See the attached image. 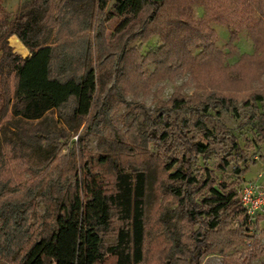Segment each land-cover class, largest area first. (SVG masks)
Masks as SVG:
<instances>
[{
    "label": "rangeland",
    "instance_id": "374dc122",
    "mask_svg": "<svg viewBox=\"0 0 264 264\" xmlns=\"http://www.w3.org/2000/svg\"><path fill=\"white\" fill-rule=\"evenodd\" d=\"M204 1L165 0L164 8L186 3L191 7L192 20L198 23L207 19ZM32 2L0 0V60L11 23L28 13ZM112 3L108 0L98 15L95 32L102 53L97 70V106L77 131L69 130L61 115L51 112L48 116L55 123L53 133L42 145L54 154V159L48 165L42 162L35 168L36 173L29 170L28 163L24 166L23 162L12 161V183L21 187L44 179L45 185L60 177L65 186L72 187L88 166L111 189L115 164L128 172L145 170V231L140 264H264V220L250 225L247 231L234 211H223L218 226L211 229L212 217L202 216L206 208L193 203L206 196L207 188H198L207 177L209 185L218 187L223 183L237 195L244 182L264 185V0L263 10L256 17L259 27L255 41L245 28L238 30L211 22L209 27L215 31L214 44L221 51L220 57L202 70L176 72L165 79L151 77L155 66L150 61L142 62L136 77L135 70L119 60L122 51L130 50L129 56H137L140 61L162 46L161 37L154 34L160 19L151 26H144L140 19L127 23L116 16ZM201 49L191 48L192 55H198ZM111 54L108 59L106 55ZM209 95L224 97L225 107L213 102L205 105L209 108L206 114L204 105L192 102L185 107L171 106L174 96L190 100ZM63 113L67 118L69 109ZM198 121L211 136L197 126ZM165 128L169 137L162 141L159 135ZM61 136L64 138L59 139ZM5 137L12 138L13 130L1 122L0 139ZM195 142L208 145L206 153L197 156L192 150ZM182 154L186 158L184 167L195 175L196 185L186 187L168 179L175 168L167 171L165 165ZM100 156L110 157V163L99 165ZM237 167L243 169L241 174L234 172ZM173 185L181 186L182 201L170 194L169 187ZM34 202L36 216L47 213L40 196ZM190 211H196L194 217ZM34 213L29 214L30 223L35 222ZM118 226L120 222L113 219L109 231L103 233V251L116 244ZM107 259V263L112 260Z\"/></svg>",
    "mask_w": 264,
    "mask_h": 264
},
{
    "label": "trees",
    "instance_id": "16d2710c",
    "mask_svg": "<svg viewBox=\"0 0 264 264\" xmlns=\"http://www.w3.org/2000/svg\"><path fill=\"white\" fill-rule=\"evenodd\" d=\"M261 1L205 0L207 19L196 23L186 3L166 9L165 0H113L111 6L116 16L127 23L140 19L144 26H151L158 19L161 22L154 34L161 37L162 46L140 61L137 56H129L130 50L122 51L119 60L135 70L136 77L144 60L155 66L152 78H170L176 72H192L194 68L202 70L221 55L209 23L238 30L245 28L255 41L259 27L256 17L263 10ZM107 4L108 0H33L29 12L15 18L10 25L8 36L16 35L27 47L29 56L14 55L8 42L2 46L0 123L13 130V137L0 139V264H140L143 261L145 170L128 172L115 162L111 189L88 166L72 187L65 186L60 177L50 179L45 185L42 179L20 187L12 183L9 175L12 161L23 162L24 166L28 163L29 170L36 173L35 168L42 162L48 165L54 159V154L42 145L53 133L55 123L48 116L51 112L61 115L69 130L77 131L97 106V70L102 64V53L95 32L98 15ZM199 46L201 51L193 56L191 48ZM111 56L106 55L108 59ZM189 102L204 105L207 114L209 108L205 105L214 102L225 107L226 100L211 95L190 100L174 96L171 106L185 107ZM67 108L66 118L63 111ZM196 123L206 130L207 137L211 136L203 123ZM168 137L165 128L159 138L167 141ZM207 146L195 142L192 150L201 156ZM237 146L236 142L234 147ZM109 158L100 156L97 162L106 165ZM185 160L182 154L165 165L167 171L175 168L168 179L186 187L196 185L195 175L184 167ZM242 170L237 167L234 172L241 174ZM209 181L207 177L198 188L199 191L207 188L206 196L193 203L206 208L202 216L212 217L211 229L218 226L220 214L230 210L239 216L240 225L248 231L250 225L235 190L223 183L218 187L209 185ZM169 188L173 197L183 198L180 185ZM37 196L46 207L43 216L34 213ZM31 212L34 223L29 222ZM190 212L194 217L196 211ZM113 219L120 222L116 244L103 251L102 235L109 231ZM107 258L111 262L107 263Z\"/></svg>",
    "mask_w": 264,
    "mask_h": 264
},
{
    "label": "built area",
    "instance_id": "2783aa9c",
    "mask_svg": "<svg viewBox=\"0 0 264 264\" xmlns=\"http://www.w3.org/2000/svg\"><path fill=\"white\" fill-rule=\"evenodd\" d=\"M241 207L245 211L247 224L257 225L264 220V185L257 182H244L238 190Z\"/></svg>",
    "mask_w": 264,
    "mask_h": 264
},
{
    "label": "water",
    "instance_id": "95a60500",
    "mask_svg": "<svg viewBox=\"0 0 264 264\" xmlns=\"http://www.w3.org/2000/svg\"><path fill=\"white\" fill-rule=\"evenodd\" d=\"M7 41L14 55L19 56L21 58H26L29 56V51L27 47L22 41H20V39L16 35L13 34L9 36Z\"/></svg>",
    "mask_w": 264,
    "mask_h": 264
}]
</instances>
